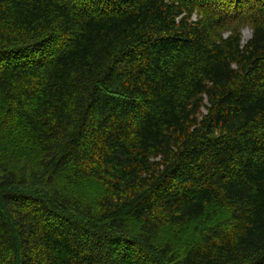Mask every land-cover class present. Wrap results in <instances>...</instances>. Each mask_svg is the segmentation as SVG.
<instances>
[{
    "label": "trees",
    "instance_id": "obj_1",
    "mask_svg": "<svg viewBox=\"0 0 264 264\" xmlns=\"http://www.w3.org/2000/svg\"><path fill=\"white\" fill-rule=\"evenodd\" d=\"M0 264H264V0H0Z\"/></svg>",
    "mask_w": 264,
    "mask_h": 264
},
{
    "label": "rangeland",
    "instance_id": "obj_2",
    "mask_svg": "<svg viewBox=\"0 0 264 264\" xmlns=\"http://www.w3.org/2000/svg\"><path fill=\"white\" fill-rule=\"evenodd\" d=\"M251 29L250 28H245L244 29V37H245V40H247L250 36H251Z\"/></svg>",
    "mask_w": 264,
    "mask_h": 264
}]
</instances>
